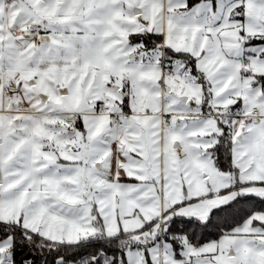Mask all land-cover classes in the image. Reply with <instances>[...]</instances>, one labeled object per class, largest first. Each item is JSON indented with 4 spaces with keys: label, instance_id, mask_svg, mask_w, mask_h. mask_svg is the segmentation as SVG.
Wrapping results in <instances>:
<instances>
[{
    "label": "snow or ice",
    "instance_id": "6c2138e0",
    "mask_svg": "<svg viewBox=\"0 0 264 264\" xmlns=\"http://www.w3.org/2000/svg\"><path fill=\"white\" fill-rule=\"evenodd\" d=\"M0 264H264V0H0Z\"/></svg>",
    "mask_w": 264,
    "mask_h": 264
}]
</instances>
